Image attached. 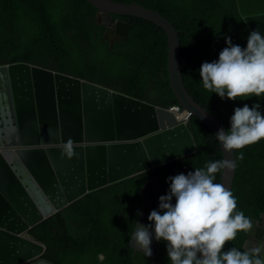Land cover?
I'll return each mask as SVG.
<instances>
[{"label": "trees", "instance_id": "trees-1", "mask_svg": "<svg viewBox=\"0 0 264 264\" xmlns=\"http://www.w3.org/2000/svg\"><path fill=\"white\" fill-rule=\"evenodd\" d=\"M140 5L165 16L178 30L186 86L196 100L230 129L236 107L261 105L264 96L221 99L203 87L199 68L218 60L227 46H247L250 33L236 0H114ZM132 25L126 39H105L110 19ZM25 62L97 83L165 108L180 105L172 88L168 63V39L154 23L132 16L99 15L87 0H0V66ZM192 132L199 152L154 171L87 194L34 227L29 235L43 243L44 259L54 264H137L131 247L144 211L143 189L155 176L159 197L169 191V176L204 168L224 159L220 143L198 118ZM236 176L232 193L237 210L251 220L264 213V139L235 150ZM241 153L243 159H240ZM223 172L216 174L222 182ZM175 203V198H173ZM138 213H142L138 215ZM150 223V221L148 220ZM257 244L239 232L225 250ZM155 259L170 264L167 242L158 241Z\"/></svg>", "mask_w": 264, "mask_h": 264}, {"label": "water", "instance_id": "water-1", "mask_svg": "<svg viewBox=\"0 0 264 264\" xmlns=\"http://www.w3.org/2000/svg\"><path fill=\"white\" fill-rule=\"evenodd\" d=\"M87 1L99 15L141 18L165 31L172 88L180 113L189 117L180 119L171 108L30 63L1 65L0 264H54L43 258L46 246L29 235L34 227L89 193L198 153L191 129L194 118L215 136L225 129L186 86L181 37L165 16L114 0ZM236 2L249 31L258 29L264 35V0ZM109 25L104 37L111 47L132 28L114 18ZM220 147L224 159L235 163L224 170L221 182L232 191L236 153ZM160 190L157 176L144 187L138 224H149ZM252 223L248 240L264 243V213ZM157 243L153 230L149 257L131 241L135 262L158 264Z\"/></svg>", "mask_w": 264, "mask_h": 264}, {"label": "clouds", "instance_id": "clouds-1", "mask_svg": "<svg viewBox=\"0 0 264 264\" xmlns=\"http://www.w3.org/2000/svg\"><path fill=\"white\" fill-rule=\"evenodd\" d=\"M225 40L227 46L218 60L205 61L199 68L204 89L221 99L264 96V35L251 30L246 47L233 44L230 36ZM260 108L256 103L234 109L230 129L221 128L216 134L225 150H239L264 139ZM68 148L71 156V142ZM239 158L243 159L242 153ZM234 167V161L222 159L187 174L169 176V191L159 197L158 209L150 212V223L138 224L130 237L137 250L149 257L153 254L154 230L157 241L167 242L170 264H264V243L225 250L239 232L253 228L252 220L237 210L232 191L215 182L218 172Z\"/></svg>", "mask_w": 264, "mask_h": 264}, {"label": "built area", "instance_id": "built-area-1", "mask_svg": "<svg viewBox=\"0 0 264 264\" xmlns=\"http://www.w3.org/2000/svg\"><path fill=\"white\" fill-rule=\"evenodd\" d=\"M171 110L175 111V113H180L181 112V106L180 105H176L171 107ZM189 117V116H188ZM187 118V117H186Z\"/></svg>", "mask_w": 264, "mask_h": 264}, {"label": "bare ground", "instance_id": "bare-ground-1", "mask_svg": "<svg viewBox=\"0 0 264 264\" xmlns=\"http://www.w3.org/2000/svg\"><path fill=\"white\" fill-rule=\"evenodd\" d=\"M138 6H140V5H138ZM142 7V6H141ZM144 8V7H143ZM146 9V8H145ZM189 116V114L188 113H184V114H181V113H178V117L180 118V119H183V118H186V117H188Z\"/></svg>", "mask_w": 264, "mask_h": 264}]
</instances>
